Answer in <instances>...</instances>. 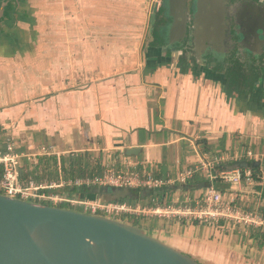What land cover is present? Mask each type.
<instances>
[{
  "label": "crops",
  "instance_id": "1",
  "mask_svg": "<svg viewBox=\"0 0 264 264\" xmlns=\"http://www.w3.org/2000/svg\"><path fill=\"white\" fill-rule=\"evenodd\" d=\"M39 1L57 6L52 17L59 15L66 26L51 31V45H15L7 29L12 2L0 0V149L9 142L18 153L52 145L60 154L24 160V180H83L108 171L176 180L208 154L223 158V167L248 163L245 169L257 179L254 186L217 187L227 201L264 214V73L251 94L228 96L223 74L204 67L195 72L194 66L186 71L180 57L173 64L169 49L145 50L150 22L141 7L145 0ZM128 149L140 151L128 157ZM74 159L79 164L72 168ZM205 177L199 172L187 184L177 185L197 189L153 200L180 204L197 199L206 190L198 186L209 184ZM68 194L84 199L88 190ZM121 221L154 231L160 240L204 264H264V245L253 233L264 235L256 232L137 217ZM158 221L169 226L147 225Z\"/></svg>",
  "mask_w": 264,
  "mask_h": 264
},
{
  "label": "water",
  "instance_id": "2",
  "mask_svg": "<svg viewBox=\"0 0 264 264\" xmlns=\"http://www.w3.org/2000/svg\"><path fill=\"white\" fill-rule=\"evenodd\" d=\"M174 4L176 5L175 2ZM183 26L184 23L176 22L173 30L180 32ZM160 34L162 33L155 35V32H150L145 50L149 46H163L164 38L167 43L172 35L170 32ZM212 53H209L212 62L202 63L199 58L196 60L195 72L202 67L218 72L217 59ZM168 55L173 64L178 62L179 54L176 51L169 49ZM182 67L188 71L186 65ZM139 151L140 149H128L125 154L133 157ZM248 167L247 162H236L222 167L219 172ZM210 187L211 184H202L198 189ZM193 189L197 187L173 186L153 193L150 190L138 193L129 189L103 187L88 190V195L82 200H100L105 204L131 202L138 198L153 200L166 193ZM0 264L204 263L160 240L154 231L102 216L25 202L0 194Z\"/></svg>",
  "mask_w": 264,
  "mask_h": 264
},
{
  "label": "built area",
  "instance_id": "3",
  "mask_svg": "<svg viewBox=\"0 0 264 264\" xmlns=\"http://www.w3.org/2000/svg\"><path fill=\"white\" fill-rule=\"evenodd\" d=\"M14 142H9L5 150L0 149V194L12 199L54 207H82L85 214L102 216L121 221L123 217L183 221L187 224L211 227H231L240 232H256L264 235V214L239 207L225 199L217 184L224 183L234 187L254 186L256 177L250 169H235L219 172L224 165L223 158L202 156L199 166L181 173L176 180H163L154 175L141 176L132 172L108 171L102 176L83 180L41 181L22 178L24 160L36 161L42 157H59L52 145L40 146L37 152L18 153ZM249 157H253L251 152ZM229 162V160H227ZM133 166L132 162L128 163ZM204 174L211 187L201 197L185 203H164L153 200L151 204L117 202L105 204L100 200L85 202L79 196H70L68 191H85L93 188H115L129 190L159 191L178 184H187L197 173ZM264 178H262L263 180ZM72 210V209H71Z\"/></svg>",
  "mask_w": 264,
  "mask_h": 264
},
{
  "label": "flooded vegetation",
  "instance_id": "4",
  "mask_svg": "<svg viewBox=\"0 0 264 264\" xmlns=\"http://www.w3.org/2000/svg\"><path fill=\"white\" fill-rule=\"evenodd\" d=\"M159 15L155 27L172 35L167 45L158 46L176 51L187 70L198 58L202 63L212 62L209 53L214 52L226 84L236 61L247 72L252 57L263 77L264 0H162ZM176 22L184 23L180 32L173 30Z\"/></svg>",
  "mask_w": 264,
  "mask_h": 264
},
{
  "label": "rangeland",
  "instance_id": "5",
  "mask_svg": "<svg viewBox=\"0 0 264 264\" xmlns=\"http://www.w3.org/2000/svg\"><path fill=\"white\" fill-rule=\"evenodd\" d=\"M10 1L12 2V5L11 7L9 6L10 8L8 7V9L9 12L13 14V19L10 21V25L7 26V29L12 30V40L15 45L34 46L42 43L51 45L53 41L51 31L55 27L58 28L66 27L63 18L61 17L60 19L58 18L59 15L56 16V20H54L52 17L53 11L55 12L57 10V6L53 7L51 4L41 5L39 0H10ZM142 6L143 9H145L146 12L149 14L148 17L150 18L148 28H146L148 30L146 31L147 36L144 37L145 40L143 41V44L145 45L148 42L150 32L154 33L157 31V33L163 34L164 28H161V26L155 27L156 22H158V17L161 19L159 15L161 2H159V0H145L144 3H142L141 7ZM20 10H23L24 15L20 14L21 13ZM163 19H164V15H163ZM93 26H94L93 22H91L89 27L91 28ZM155 28L156 30H154ZM67 29L68 28H66V30ZM44 33L48 35L42 36ZM40 40L45 42H39ZM162 43L164 45L168 44V42L166 43L165 38L162 41ZM214 54L215 55L213 57L217 59V54L216 53ZM31 71L32 70H30V72ZM35 99L36 98H34L33 101H36ZM205 178L207 179V177ZM208 183L210 184L211 181L208 180ZM69 209L72 210L74 209L79 212H84L83 208L80 207L69 208ZM123 221L134 223L137 225H144V221L136 222L135 219H130V218H125L123 219ZM147 221L153 223L152 220H147ZM147 225L149 227H152L153 225L156 226L161 225L163 227L169 226L167 222H163V221H158V222H154V224H147ZM201 226L217 229V227H211L207 225H201ZM204 262L206 264H213L211 261H204ZM244 264H246V262Z\"/></svg>",
  "mask_w": 264,
  "mask_h": 264
},
{
  "label": "trees",
  "instance_id": "6",
  "mask_svg": "<svg viewBox=\"0 0 264 264\" xmlns=\"http://www.w3.org/2000/svg\"><path fill=\"white\" fill-rule=\"evenodd\" d=\"M251 60L252 66L247 70V72L242 69L244 66L240 64L239 61H236V65H234L232 71L227 74V84L224 88V91L226 94H228V96H232L234 93L237 95H242L245 91L251 94L254 90V85L259 83V81L261 80L262 75L260 66L257 64V59L252 57ZM217 70L219 71V67ZM77 164H79L78 160L74 159L71 162V167L74 168L77 166ZM80 166H82V163L80 164ZM64 208L66 209L67 207ZM253 237L255 238V240L260 242V245H264L263 237L254 233Z\"/></svg>",
  "mask_w": 264,
  "mask_h": 264
}]
</instances>
